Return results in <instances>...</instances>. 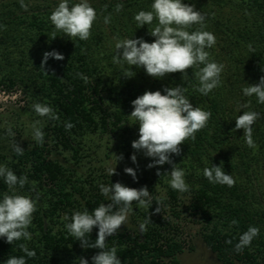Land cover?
<instances>
[{
	"label": "trees",
	"instance_id": "obj_1",
	"mask_svg": "<svg viewBox=\"0 0 264 264\" xmlns=\"http://www.w3.org/2000/svg\"><path fill=\"white\" fill-rule=\"evenodd\" d=\"M60 2L24 0V10L20 0H0V89L19 90L25 98L26 113L33 122L40 121L38 127L44 133L43 144L34 139L16 142L24 150L23 155H17L7 140L8 129L0 128V166L28 180L13 192L0 178V200L8 194L36 201L27 229L31 239L22 238L11 245L0 237V264H6L10 256H23L26 264H78L80 257L92 264L99 250L82 248L60 217L68 206L76 208L77 199L84 200L89 212L110 201L94 193V187L101 185L98 180L80 177L51 155L67 153L78 164L93 136L114 141L120 152L130 154L139 135L137 121L129 117L132 101L146 91L165 94V87L175 86L186 88L185 96L193 106L212 115L206 127L195 134L196 139L186 140L181 154L170 157L185 172L189 191L180 193L168 186L166 196L184 205L203 245L219 263L264 264V192L256 185L264 171V104L243 95V88L259 83L264 76V0H182L205 16L204 30L216 38L215 45L205 50L210 61L224 66L219 86L207 96L197 91L199 68L188 69L185 80L181 73L156 79L143 68L113 62L118 40L154 42L149 32L157 21L140 27L134 19L140 11H151L154 0L89 1L97 18L89 39L84 41L55 30L50 15ZM68 3L71 7L79 1ZM118 4H123L119 12ZM107 16L110 22L106 24ZM52 51L64 59L49 58L46 75L41 69L43 55ZM131 70L135 76L126 78L125 73ZM249 100L250 107L241 109L240 105ZM36 103L50 106L59 119L38 116L32 107ZM243 111L260 114L252 126L255 148L248 147L243 130L234 131L235 120ZM66 122L73 127L66 129ZM221 164L225 174L235 180L234 186L212 184L204 177V168ZM149 215L143 213L139 225ZM233 220L238 223L233 225ZM151 221L144 232L138 225L133 231L108 238V248L117 249L121 264H179L176 255L184 249L183 244L168 232L164 221H157L159 226ZM253 226L259 235L237 252L240 236ZM97 233L94 228L90 241L97 239ZM20 244L34 250L35 257L28 258Z\"/></svg>",
	"mask_w": 264,
	"mask_h": 264
},
{
	"label": "clouds",
	"instance_id": "obj_2",
	"mask_svg": "<svg viewBox=\"0 0 264 264\" xmlns=\"http://www.w3.org/2000/svg\"><path fill=\"white\" fill-rule=\"evenodd\" d=\"M20 6L27 10L24 0H20ZM123 4L116 6L119 12ZM151 11H140L134 19L140 27L152 25L156 20L157 24L149 34L155 37L154 42H145L140 39L118 40L115 45L116 55L113 57L114 63H126L136 68H143L146 74L156 79H163L168 74L181 73L185 80L187 70L193 67L199 68L196 75L199 78L197 91L207 96L212 90L220 84V75L223 71V65L209 60V52L206 48H211L216 43L214 34L205 31V16L195 10L194 5L183 3L182 0H154L151 5ZM97 13L90 6L88 0H80L79 3L69 7L68 0H62L58 7L50 15V21L56 31L62 32L69 38L78 37L81 41L90 37L91 29ZM107 24L110 22V16L104 18ZM198 25L196 30L189 31L193 26ZM55 36V31L53 32ZM251 47V46H249ZM49 58L57 61L63 60V55L56 51L46 52L43 55L41 69L44 71ZM200 65H204L200 68ZM135 73L131 70L125 73L126 78H132ZM84 79H87L86 77ZM186 88L181 86L165 87L161 91H146L143 95L132 101L133 111L129 116L137 121L139 125V138L132 142L131 147L137 152H143L145 157L152 158V163L147 167L158 168L165 164L171 165V172H156L157 176H170V187L180 193L189 191V186L185 181V172L174 164L170 158L172 155L181 154V145L191 138L196 139L195 134L206 127L211 113L193 106L190 100L185 96ZM245 97H255L259 104H264V76L259 83L247 85L243 88ZM251 105L247 103L240 105L241 109H248ZM34 112L40 117H48L52 120H58L54 110L45 104L36 103L33 106ZM260 118V114L255 111H243L235 120V129L243 130V138L249 148H255L253 140V125ZM40 121L33 123V139L43 144L44 133L41 130ZM66 129H71V123L65 124ZM9 135H14L9 131ZM17 155H23L24 150L17 144L12 145ZM116 161L123 159V155H114ZM132 162H137V156H131ZM125 173L136 179V171L132 168H125ZM108 174H116V167L108 169ZM204 177L212 184L227 185L232 187L235 180L229 174H225L222 164L220 166H211L203 169ZM0 178L4 179L10 191H15L16 186L23 188L28 182L26 176H17L13 170L6 166H0ZM100 192L110 202L100 204L94 210L89 212L87 209L83 212H75L69 223L66 224L68 233L79 241L84 249H98L96 255L92 257V264H121L118 259L117 249L108 248L107 240L117 234L121 226L125 225L129 216L133 213V204L140 208L149 210L153 205V198L147 187L140 189L126 187L120 182L105 186H99ZM155 209V213L160 214L161 207ZM36 211V201L24 195L4 194L0 200V237L6 238L8 244H13L22 238L31 239V233L27 230L32 223L33 213ZM65 219H69L67 216ZM152 223L149 215L139 228L141 232L147 230V225ZM238 222L233 220L232 224ZM98 229L97 239L92 242L89 237L93 229ZM259 235L257 227H249L236 244V251H241L244 247L250 246L255 237ZM231 243V241H227ZM20 249L28 258H34L35 251H30L25 244L19 245ZM6 264H26L23 256H10ZM78 264H88L84 257H80Z\"/></svg>",
	"mask_w": 264,
	"mask_h": 264
},
{
	"label": "rangeland",
	"instance_id": "obj_3",
	"mask_svg": "<svg viewBox=\"0 0 264 264\" xmlns=\"http://www.w3.org/2000/svg\"><path fill=\"white\" fill-rule=\"evenodd\" d=\"M62 1V0H60ZM79 1L80 0H75ZM97 1V0H88ZM33 120L26 113V103L23 94L16 89L12 91H5L0 89V128L8 129L14 135L7 136V140L10 143L16 142H29L33 140ZM139 135L136 136V140ZM88 147L86 151L82 152V158L76 164L71 157L67 154H52L51 158H55L63 163L69 170L74 171L80 177L86 180H98L99 183L110 186L120 182L126 187L140 189L147 187L149 193L153 198L152 210L140 208L135 203L133 204V213L129 216L126 224L121 226L118 232L133 231L138 228L141 215L143 213L150 214L151 219L155 222L164 221L169 226L168 232L173 234L176 241L183 244L184 249L181 253L176 255V259L179 264H221L215 256L203 245L199 235L198 228L193 224V218L186 210L181 202H173L166 196L168 186H170V176H157L156 172L160 171L171 172V166L163 165L158 168L149 169L147 165L152 163V158L145 157L143 152H137L132 150L130 154H125L124 151H119L114 141H110L105 137L93 136L87 141ZM88 149V150H87ZM123 155V159L116 161V156ZM135 154L137 156V162L134 164L131 160V156ZM116 167V174L110 176L108 169ZM125 168H132L136 171V179L125 173ZM257 187L264 192V171L260 173V176L256 180ZM94 193L101 195L100 188L94 187ZM107 199L105 196H103ZM78 205L74 207H67L62 212L60 221L65 224L71 222V216L79 211L86 210L84 200L77 199ZM108 200V199H107ZM161 207L160 214L155 213L158 205ZM69 219H65V217ZM156 223L159 226V223ZM189 247L192 249L189 250ZM239 264V263H236Z\"/></svg>",
	"mask_w": 264,
	"mask_h": 264
}]
</instances>
